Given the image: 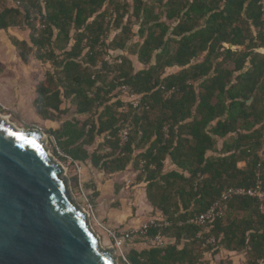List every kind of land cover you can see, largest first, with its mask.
Listing matches in <instances>:
<instances>
[{"label":"trees","instance_id":"obj_1","mask_svg":"<svg viewBox=\"0 0 264 264\" xmlns=\"http://www.w3.org/2000/svg\"><path fill=\"white\" fill-rule=\"evenodd\" d=\"M10 1L14 6L0 10V31H31V47L12 41L19 58L27 63L34 48L36 59L54 70L36 87V107L45 121L59 124L48 130L55 148L106 174L137 172L148 202L163 216V226L144 238L168 242L131 249L124 264H211L203 254L221 251L244 254L247 264L264 261V213L256 199L229 200L209 230L188 223L226 189L253 187L258 171L264 192L257 156L264 146L261 0ZM132 20L140 42L127 53ZM130 55L142 69H134ZM107 56L121 62L108 64ZM120 86L139 96L141 112L120 111ZM64 100L74 117L62 121ZM128 122L133 130L119 146L117 133ZM168 158L177 171L164 173Z\"/></svg>","mask_w":264,"mask_h":264},{"label":"water","instance_id":"obj_2","mask_svg":"<svg viewBox=\"0 0 264 264\" xmlns=\"http://www.w3.org/2000/svg\"><path fill=\"white\" fill-rule=\"evenodd\" d=\"M40 129L0 117V264H116L102 251Z\"/></svg>","mask_w":264,"mask_h":264},{"label":"rangeland","instance_id":"obj_3","mask_svg":"<svg viewBox=\"0 0 264 264\" xmlns=\"http://www.w3.org/2000/svg\"><path fill=\"white\" fill-rule=\"evenodd\" d=\"M10 6H14L13 2L10 0H0V10L4 7ZM131 12L132 10L129 9V14L125 16L123 21L124 23L130 17ZM132 22L131 29L134 37L128 44L129 51L127 50V53L134 50L135 43L140 42V39L137 36L138 24L135 20H132ZM30 34L31 31L24 27L10 28L6 31L0 32V117L6 118L8 125L22 131H28L33 128L41 129L44 135H46L45 146L47 152L55 155V142L52 138H50L48 130L57 129L58 125L56 123H47L40 116V111L36 107V87L39 83L46 79V75L48 73H52L54 70L51 68L49 62H41L36 59V50L34 48L28 54L27 63H23L18 56L17 49L12 44L13 40H18L20 42L25 41L31 47L29 40ZM111 36H113V34H111ZM225 46L227 45H224V47ZM227 47L230 48L229 46ZM233 49L235 50L236 48ZM257 52L264 54V49H258ZM129 57L132 60L133 67L136 71L142 69V67L137 64L134 55H130ZM61 108L67 111V114L62 117L63 121L74 117V106L71 105L70 100H64ZM55 158L63 171L69 190L79 210L87 214L90 229L98 237L101 250L104 251L112 247L116 264L126 263L124 259H126V254L133 242H126L121 250L114 246L113 242L103 229V227L108 228L109 225L104 219L102 209H97V207L95 209V206L92 205L93 215L88 213L84 196L78 188V177L76 175V171H74L71 165L69 166L67 162L61 161L58 156L55 155ZM127 172L130 174L129 179H131V184L134 185L137 183L138 173L131 169ZM79 180L81 181L84 195L86 198L92 200L90 201L91 204L92 202L94 204L95 202L93 201V194L89 189V183L84 182L82 174ZM146 222L147 221L144 222V220L141 219L139 225H143ZM108 229L120 231L119 229L112 227ZM140 238L142 237L134 236L132 241L140 240ZM222 261H225L227 264L232 263L226 259H223ZM223 262H221V264H223ZM215 264H219L218 258ZM235 264H243V260H239V262L236 261Z\"/></svg>","mask_w":264,"mask_h":264},{"label":"crops","instance_id":"obj_4","mask_svg":"<svg viewBox=\"0 0 264 264\" xmlns=\"http://www.w3.org/2000/svg\"><path fill=\"white\" fill-rule=\"evenodd\" d=\"M1 32V31H0ZM175 70H168L167 74L174 72ZM63 121V120H62ZM47 123H55L46 121ZM59 127V124L56 123ZM102 141L98 138L95 145L97 146ZM223 140H217V148L221 149ZM94 147L89 148L91 152ZM210 155V154H209ZM178 169L171 163L168 158L165 163L164 173L171 171H177ZM130 171V170H128ZM129 172H122L116 174H106L101 171L100 168H94L90 163L82 164V178L84 182H88L91 187L93 194L92 205L102 209V213L105 221L109 225L108 228H116L118 232H129L138 230L140 220L145 221L155 220L158 222L163 221L162 214L154 209L148 202L145 191V184L135 183L134 185H127L129 179ZM97 213V210H96ZM146 222V223H147ZM142 237V236H141ZM133 237L127 242L131 241V247L129 250L134 249L136 251H142L155 246L152 240L145 239L144 237L140 240L132 241ZM164 244L168 242L166 238H163ZM125 244V243H124ZM204 260H210L211 264H215L218 258L219 264L223 262V259L231 261V264H235L243 260V264H246L244 254L229 253L221 251L219 254L211 258L207 253L203 254ZM223 264H227L225 261Z\"/></svg>","mask_w":264,"mask_h":264},{"label":"built area","instance_id":"obj_5","mask_svg":"<svg viewBox=\"0 0 264 264\" xmlns=\"http://www.w3.org/2000/svg\"><path fill=\"white\" fill-rule=\"evenodd\" d=\"M260 7H261V13H262V20H264V0L260 1ZM33 17L36 19L35 28L38 30L40 28H43V26L40 24V17L38 14H34ZM225 48H228L225 46ZM232 48V47H231ZM233 49V48H232ZM105 61L108 64H119L120 60H113L111 57L107 56L105 57ZM118 92L121 95V98L123 99L124 106L120 109L121 112H124L128 106H131L135 112L139 113L143 110V107L140 104L139 96L134 94L131 89L127 86H120L118 88ZM173 93V90L169 91L165 98L170 97V95ZM145 110H148V108H145ZM41 130V129H40ZM133 130V125L128 122L125 124V126L120 129L117 133V139L119 142V146H123L130 136L131 132ZM42 131V130H41ZM264 139V135H263ZM56 153L58 156L68 160L72 164V168L74 171H76V175L78 177V188L81 191V194H83L85 203H86V209L88 213L93 215V207L90 202V199L86 198L84 195V192L82 190L81 181L79 178H81L82 174V165L73 162L68 156L64 155L57 147H56ZM257 156L259 158V163L264 162V146L258 151ZM260 164L258 167H260ZM131 184V181L127 182V185L129 186ZM262 182L260 180V172L258 171L256 173V182L253 187H250L249 189H243V188H228L224 192L221 193L220 197L210 206L208 210H206L204 213L198 215L197 217H194L188 221L190 225H193L195 227H204L206 230L210 229V226H206L208 223L213 221L216 218H221L225 214L227 210V202L235 197H241V196H248L250 198L256 199L259 204V210L261 213H264V192L262 191ZM163 224H161L158 221L150 220L147 223H144L141 225V227L136 231H129V232H118L114 231L112 229H108L103 227L106 234L109 236L111 241L113 242L114 246L121 250L124 243L128 240H130L134 236H142L146 237L148 230L150 228H160ZM155 246H162L164 244L163 238L158 235L153 239ZM208 243L213 244L214 240L209 239ZM126 262V259H124ZM258 264H264V261H259Z\"/></svg>","mask_w":264,"mask_h":264}]
</instances>
